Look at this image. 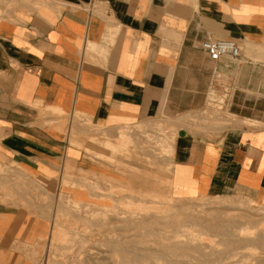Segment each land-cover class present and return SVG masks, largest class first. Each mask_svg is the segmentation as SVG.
Listing matches in <instances>:
<instances>
[{
    "label": "crops",
    "instance_id": "obj_1",
    "mask_svg": "<svg viewBox=\"0 0 264 264\" xmlns=\"http://www.w3.org/2000/svg\"><path fill=\"white\" fill-rule=\"evenodd\" d=\"M208 37L239 56L211 60ZM212 86L234 122L210 138L176 125ZM158 119L176 128L172 196L264 203V0H0V264L40 257L56 204L127 185Z\"/></svg>",
    "mask_w": 264,
    "mask_h": 264
},
{
    "label": "bare ground",
    "instance_id": "obj_2",
    "mask_svg": "<svg viewBox=\"0 0 264 264\" xmlns=\"http://www.w3.org/2000/svg\"><path fill=\"white\" fill-rule=\"evenodd\" d=\"M212 95L215 96L214 94ZM209 114L210 113H208V115ZM226 118H222L220 115L216 114L208 120L207 123L200 125V127L206 132L218 134L234 122L233 118L229 120ZM108 197H110V195ZM130 197H127L129 202L125 198L128 202V204H126V206H128L126 212L118 211V213H115L116 210L106 209L104 206L79 204L77 202H72L74 206L72 205L73 208L71 207L73 211L75 210L74 208L80 207L81 211L90 209V211L92 210L95 212V227L90 224L94 227V230L101 225L104 226V224L110 225V223L114 222L113 219L116 220V224H119H117V228H119V226L125 227V232H128L130 228L134 229L133 234L137 238L132 237V239L127 238L124 240H122L123 238L116 239L114 242L120 243L124 241L125 243L133 244L155 243V247H133L130 246V244L128 246L123 245L116 247L113 245L114 247H110L109 250H112L114 257L120 255L119 258L121 257V261L120 259V262L116 260L119 262L118 264H155V262H159V260L160 262H157L158 264H264V228L258 227L264 223V206L253 208L252 206L255 205V203L252 202L253 200L242 198H214L212 200L204 198L199 200H177L178 202L174 203L176 199L170 200L166 198L161 202H152L151 205V203L146 204L145 201V203L141 202L135 204L138 201L134 203L131 201L133 196ZM154 203L155 205H153ZM200 206L204 209L198 212L196 207ZM112 207H114V205ZM233 209H235V211L237 210V212H234ZM66 213L70 215L67 211ZM89 216H91V214ZM85 220L81 219L85 227L84 230L90 226L87 223L89 221ZM73 221L68 225L61 224L60 229L54 232L50 238L51 242L49 243H52L54 239L61 241V243L64 242L63 246H54L55 248L53 249V251L55 250L53 253H56L57 250L60 251V253H58L63 260L64 258L66 260L68 257L66 250H73L72 246L75 245V243L79 246H75L78 247V252L76 251L78 255L81 252L80 249L83 248H81L82 244L86 242L87 239L93 238L86 239L85 237H78L74 239V235L77 234L75 230L77 223L76 225H74V223L78 220L75 222ZM57 224L60 226L58 221ZM110 228H112L111 225ZM254 228H256V230H253ZM101 232L103 231H95L96 236H98V234L100 235ZM57 234H59V236H57ZM109 235H107V237ZM72 236L73 238L71 239ZM93 239H95V236ZM95 240L96 242L92 241L93 245L94 243H97V247L98 244L101 246L103 245L101 242H97L98 239ZM87 243L89 242L87 241L86 244H84L87 246ZM105 245L107 246L108 243ZM76 253L73 256H71L72 254L69 255V253L68 255L75 258ZM59 254L58 256H60ZM86 254H88V252ZM44 258V261L40 262V264H85L82 260L69 263L67 260L64 262L58 261L48 256ZM49 258L51 259L49 260Z\"/></svg>",
    "mask_w": 264,
    "mask_h": 264
},
{
    "label": "rangeland",
    "instance_id": "obj_3",
    "mask_svg": "<svg viewBox=\"0 0 264 264\" xmlns=\"http://www.w3.org/2000/svg\"><path fill=\"white\" fill-rule=\"evenodd\" d=\"M212 94H214L215 96H213ZM223 101H224V96L222 95V93H220L218 86H212L208 92L205 106L201 110H199L198 112H194L193 115L191 116V118H180L181 120L176 125L187 126L189 128V130H191L192 132L199 133V134H201L205 137H209V138L219 135L221 132L219 134H215L212 132H206L205 130H203L200 127V125H204L205 123H207V121L210 120L212 117H214V115H216V114L220 115L222 118L227 117L228 120L233 118V116L229 115L227 110L224 108ZM215 109H218V110H215ZM214 110L216 113L214 112ZM208 113H210V114L208 115ZM205 120H206V122H205ZM166 122H167V120H165V119H158L155 122H149V124L146 126L147 129H145V130L139 129L141 132H138V134L140 135V136H138V139L142 142L143 146L138 149L137 155L132 153V150L131 151L129 150V152H128V157L130 160V162H129L130 180H129L128 184L123 186V187L113 185L112 188H109L105 192L101 188L97 187L96 190L98 191V194H99L96 197L97 201L85 202V203H98V204H91V205L104 206V208L114 209V210H116L115 213H118V211L119 212H121V211L126 212V209L128 207V206H126V204H128V202H129L128 198L130 196L131 197L133 196L132 198L131 197L130 198H131V201H133L134 203L138 201L135 204H138L141 202L142 203L146 202V204L151 203V205H152V202H155V201L161 202L162 200L164 201L166 198L170 199V200L176 199V201L174 203L178 202L177 200H199V199H204V198L205 199H212V200L214 198H222V199H225V198H227V199H230V198L247 199L248 198V197H245L242 195L202 196V197H197V198H184V197L172 196L169 193L168 186H167L168 185V180H167L168 169L167 168H168V161H169L170 157L167 158V156H166L167 153L164 151V145H166L165 143H166V140L168 138L171 139L170 136H172L171 140H173V138L175 137V134H176V128L170 129L168 127H165L164 125H166L165 124ZM174 125H175V123H174ZM127 141H128V144L130 145V144H134L135 139L131 136V137L127 138ZM171 145H172V142H171ZM144 146H146V147H144ZM171 149H172V147H171ZM154 156H155V159L153 162ZM135 158L138 160L134 161ZM158 158L160 160V165L157 164ZM109 195H110V197H108ZM125 198L127 199L128 202L125 200ZM134 199H135V201H134ZM66 202H60V203L56 204V208H57L56 219L54 220V225L51 229L50 235L48 236L47 240L44 243L45 251L43 250L42 252L38 253L40 255V257L36 261H34L33 264H40V262L44 261V259H45L44 257H47V256L51 257L52 259L58 260V261L64 262L67 260V262H69V263H72V262L77 261V260H82L83 263H85V264H118L121 261V257L119 258L120 255L114 257L112 250H109L110 247H114V246L119 247V246H123V245L128 246L129 244H130V246H133V247H142V246L155 247L156 246L155 243H150V244L149 243L148 244L134 243L133 244V243H125L124 241L120 242V243L114 242V240H116V239H122L123 238L122 240H124L127 238L132 239V237L137 238L133 234L134 229L130 228V230L128 232H125L124 231L125 227L119 226V228H120V230H119V228H117L119 224L117 223L118 224L117 225L115 223L116 220L113 219L114 222L112 221L113 223H110L112 228H110L109 224L108 225L104 224V226L106 225L105 227L103 225H101L99 228L97 227L98 229L96 228L94 230V227H95L94 226V223H95L94 217H96L94 215H96V213L91 210L92 213H95V214H92L90 209H86V210L81 211L80 207L74 208L75 210L73 211L72 205L74 206V204H72L71 201H66ZM252 202L255 203V205L252 206L253 208L264 206V203L260 204V203H257L255 201H252ZM53 205L54 204H50V206H53ZM113 205H114V207H112ZM151 205H149V206H151ZM153 205H155V203ZM257 205H259V206H257ZM76 207H77V205H76ZM200 207H196V210L198 212L203 211V209H204V208H202V207L200 208ZM233 210H234V212H237V210L236 211H235V209H233ZM66 211L68 212V214L72 215L73 217L70 215H67ZM89 213L91 214V216H89L90 215ZM90 217H92V218H90ZM89 218H90V220H89ZM73 219H74V221H73ZM81 219L82 220L87 219L89 221V222H87L88 225L91 224L94 227H92L90 225L87 229L84 230L85 227L83 226V221H81ZM87 220H85V221H87ZM57 221H58L60 226H58ZM71 221H73V222L77 221L74 223V225H76V223H77V225H76L77 227L75 226V230H76L77 234L74 235V239L78 238V237H85L87 239V238H92V237L94 238V236H95V239H98L97 242L98 243L101 242L103 245L101 246L98 244V247H99L98 248L96 245L97 243H94V245L92 243V241L96 242L95 239H93V238L87 239V241L89 243H87V246H86L85 244L87 241L84 242L85 244L83 243L81 246V248L82 247L83 248L80 249L81 252L77 255L76 251L78 252L79 246H78V244L75 243V245L72 246L73 250H66V253L68 256L66 260H65V258H64V260L61 258V255L59 254L60 251L57 250L56 253H53V252H55V250L53 251V249L55 247H59V245L63 246L64 242L61 243V241L54 239L52 241V243H49V242H51L50 241L51 235L60 229L61 224H67L68 225L69 223H71ZM81 222H82V224H81ZM258 227L264 228V223H262ZM102 228H103V230H102ZM79 229H81V230H79ZM97 230L98 231L100 230L103 232H101L100 235L98 234V236H96L95 231L97 232ZM253 230H256V228H254ZM104 231L106 234L104 233ZM102 233L105 235H103ZM107 235H109L110 237L109 236L107 237ZM57 236H59V234H57ZM99 236H100V238H99ZM101 236L103 237V239ZM72 238H73V236L71 237V239ZM99 240H102V241H99ZM103 240H104V242L105 241L106 242L104 243ZM110 240H112V241H110ZM72 242H74V241H72ZM72 242H70V243H72ZM107 243H108V245L106 246L105 244H107ZM109 243H112V244H109ZM121 243H123V244H121ZM83 245H85V246H83ZM75 246H78V247H75ZM49 247H50V249H49ZM74 250H75L76 256H75V258H72L69 255H71V254H72L71 256L75 255ZM88 250H90V251H88ZM82 251H83V254L85 253L84 255L82 254ZM87 252H88V254H86ZM68 253H69V255H68ZM58 254L60 256H58ZM57 256L59 257L60 260L58 259ZM117 257H118V259H117ZM51 258H49V260ZM78 258H81V259H78ZM92 258L96 261H94ZM74 259H76V260H74ZM119 259H120V261H119ZM116 260H118L119 262ZM157 262L158 261H156L155 264H158L160 262V260L158 263ZM160 264H162V263H160Z\"/></svg>",
    "mask_w": 264,
    "mask_h": 264
},
{
    "label": "built area",
    "instance_id": "obj_4",
    "mask_svg": "<svg viewBox=\"0 0 264 264\" xmlns=\"http://www.w3.org/2000/svg\"><path fill=\"white\" fill-rule=\"evenodd\" d=\"M201 47L211 60H218L220 58L236 59L240 54V48L233 39L208 37L201 43ZM226 96L227 93L224 98Z\"/></svg>",
    "mask_w": 264,
    "mask_h": 264
},
{
    "label": "water",
    "instance_id": "obj_5",
    "mask_svg": "<svg viewBox=\"0 0 264 264\" xmlns=\"http://www.w3.org/2000/svg\"><path fill=\"white\" fill-rule=\"evenodd\" d=\"M184 134V131H180L179 135L182 136Z\"/></svg>",
    "mask_w": 264,
    "mask_h": 264
}]
</instances>
